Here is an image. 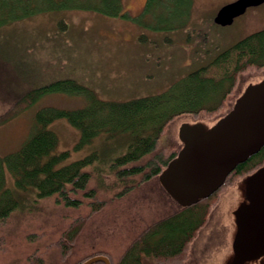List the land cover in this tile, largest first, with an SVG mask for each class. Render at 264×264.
<instances>
[{"label": "rangeland", "instance_id": "rangeland-1", "mask_svg": "<svg viewBox=\"0 0 264 264\" xmlns=\"http://www.w3.org/2000/svg\"><path fill=\"white\" fill-rule=\"evenodd\" d=\"M234 1L193 0L187 23L177 29L159 25L161 12L146 15L147 0H124L131 18L71 9L43 11L13 22L0 29V116L28 90L59 80H74L106 101L125 102L159 94L239 40L264 29V3L248 8L231 25L216 24L218 10ZM261 80L264 72L240 80L236 94L221 107L219 116L184 115L168 126L169 135L181 149L178 129L182 123L213 125L232 110L250 82ZM86 103L84 94L55 92L0 122V156L21 147L40 109H75ZM49 128L59 139L56 151H69L64 164L93 152L106 163L127 150V135L108 138L101 134L76 149L80 131L66 119L54 121ZM6 177L9 187L21 197L18 208L0 220V264H38L35 257L42 258L44 264H77L101 253L116 262L150 223L178 208L159 180L137 185L121 200L114 199L94 213L88 203L72 208L56 203L55 198L42 199L31 190L20 193L7 171ZM235 178L239 176L233 177L229 189L223 191L224 197H215L212 217L196 236L193 248L163 264H195L192 258L197 252H204L201 264H222L233 233L229 220L239 200L237 184L242 179L234 182ZM79 223L82 229L70 244L65 232ZM64 252L71 255L64 257ZM144 263L160 264L152 258L144 259Z\"/></svg>", "mask_w": 264, "mask_h": 264}, {"label": "trees", "instance_id": "trees-1", "mask_svg": "<svg viewBox=\"0 0 264 264\" xmlns=\"http://www.w3.org/2000/svg\"><path fill=\"white\" fill-rule=\"evenodd\" d=\"M192 6L193 0H147L144 9L146 15L161 12L159 25L177 29L187 23ZM71 9L131 18L124 0H0V29L39 12ZM260 72H264V29L239 40L209 64L156 95L125 102L106 101L74 80H59L28 90L0 116V122L55 92L84 94L87 103L75 109L54 106L40 109L21 147L0 156V220L7 219L18 208L21 197L9 187L6 171L20 193L31 190L42 199L55 198L56 203L72 208L88 203L94 213L114 199L121 200L137 185L157 182L163 169L180 151V145L168 133V126L184 115L219 116L221 107L236 94L238 82ZM63 118L80 131L76 149L106 134L108 138L127 135V150L106 163L93 152L64 164L69 151H56L59 139L49 128L51 123ZM262 165L264 147L240 163L226 182L232 184L234 176L248 175ZM217 194L189 207L178 206L166 217L150 223L116 262L109 257L111 264H145L146 258L163 264L179 259L208 224ZM81 229L82 223H79L65 232L70 244ZM68 255L71 252H64V257ZM38 258V264H44L42 258L35 257Z\"/></svg>", "mask_w": 264, "mask_h": 264}, {"label": "water", "instance_id": "water-1", "mask_svg": "<svg viewBox=\"0 0 264 264\" xmlns=\"http://www.w3.org/2000/svg\"><path fill=\"white\" fill-rule=\"evenodd\" d=\"M263 3L264 0H236L221 7L214 22L231 25L248 8ZM178 139L182 147L158 180L180 207H189L218 192L240 163L264 147V80L250 82L232 110L213 125L182 123ZM237 187L239 200L229 221L233 233L222 264H241L250 255L264 253V165L242 178ZM97 262L111 264L104 255L82 264Z\"/></svg>", "mask_w": 264, "mask_h": 264}, {"label": "flooded vegetation", "instance_id": "flooded-vegetation-1", "mask_svg": "<svg viewBox=\"0 0 264 264\" xmlns=\"http://www.w3.org/2000/svg\"><path fill=\"white\" fill-rule=\"evenodd\" d=\"M242 177L243 176H239V178H237L235 180V182L238 179H241ZM229 187H230V184L226 182V184L218 192L217 197L219 198L220 195L223 193V191L226 190V189H229ZM202 229L199 231L197 237H199V234L202 232ZM194 240L196 241V238ZM194 240L192 242V248H193ZM192 248H190V249H192ZM197 253H198V256L196 257V253H195V256L192 258V260L195 261V259H196L195 264H198V263L201 264V261H200L201 253H204V252H197ZM102 255L107 256L106 254H98V255L90 256L89 258L85 259L84 261H82L79 264H82L83 262L87 261L88 259H90L92 257L102 256ZM94 264H106V263L105 262H97V263H94ZM241 264H264V253H262L261 255H250L249 257L243 259V261L241 262Z\"/></svg>", "mask_w": 264, "mask_h": 264}]
</instances>
